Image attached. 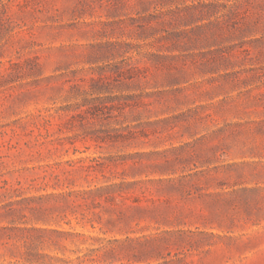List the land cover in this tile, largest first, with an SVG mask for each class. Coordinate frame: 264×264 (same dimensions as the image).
<instances>
[{"label":"rangeland","instance_id":"rangeland-1","mask_svg":"<svg viewBox=\"0 0 264 264\" xmlns=\"http://www.w3.org/2000/svg\"><path fill=\"white\" fill-rule=\"evenodd\" d=\"M32 228L54 264H264V0H0V253Z\"/></svg>","mask_w":264,"mask_h":264},{"label":"trees","instance_id":"trees-1","mask_svg":"<svg viewBox=\"0 0 264 264\" xmlns=\"http://www.w3.org/2000/svg\"><path fill=\"white\" fill-rule=\"evenodd\" d=\"M17 232L21 235V239L24 240L23 247H25L26 250L22 251L20 248H7V244L4 243L3 246H5V251L0 253V259L5 257H9L11 259H22L28 264H54V262L63 261L60 258L41 253L39 251L38 241L43 237L42 235L46 233V231L32 228L18 229ZM88 252L89 253L84 255V258H89L92 262H94V260L91 259L94 251Z\"/></svg>","mask_w":264,"mask_h":264}]
</instances>
